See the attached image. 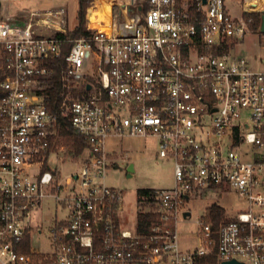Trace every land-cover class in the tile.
<instances>
[{"label":"built area","instance_id":"1","mask_svg":"<svg viewBox=\"0 0 264 264\" xmlns=\"http://www.w3.org/2000/svg\"><path fill=\"white\" fill-rule=\"evenodd\" d=\"M118 1L102 20L93 7L96 28L88 16L78 39L67 36L65 8L0 18V264H264V58L255 70L229 51L254 30L264 50V0H238L242 18L225 0ZM56 75L60 117L45 105ZM61 120L89 144L72 152L78 169L67 178L49 164L66 163ZM111 137L155 138L174 166V186L141 199L139 214L153 217L147 233L139 214L125 227L123 192L106 184ZM228 190L244 211L216 227L209 206L198 245L182 249L187 204ZM46 200L62 217L41 252L32 218Z\"/></svg>","mask_w":264,"mask_h":264},{"label":"rangeland","instance_id":"2","mask_svg":"<svg viewBox=\"0 0 264 264\" xmlns=\"http://www.w3.org/2000/svg\"><path fill=\"white\" fill-rule=\"evenodd\" d=\"M97 0H87L85 2L86 12L85 21L82 26L85 30V25L88 21V16L93 12L95 7L94 2ZM111 1H106L101 12L105 15H110ZM238 0H225V5L229 15L232 18H242L244 10L241 5L237 4ZM100 6V5H97ZM91 7V8H90ZM60 8H65L68 11L69 32L79 26L78 14L81 8L79 0H39V1H4L1 8V16L6 17L9 12L12 14H29L31 12H48ZM91 10H90V9ZM97 13V12H96ZM100 12L97 13L99 20ZM19 25H22L19 23ZM230 53L238 58L246 59L251 68L260 69V60L264 58V50L261 49V36L255 30L247 33L244 39H235L232 43ZM2 66L0 54V67ZM59 150L61 147L64 151H59L58 154L64 162H58L55 156H52L49 164L52 170H58L64 178L73 174L78 169L77 162L74 164L71 161H77V157L72 155V149L60 136ZM158 141L155 138L143 137H111L106 141V151L111 159L112 167L107 172L106 184L109 187L119 189L123 192V213L127 216L125 227L133 229L136 227L137 216L140 211L139 196L141 190H151L153 192L163 189H170L174 186V166L167 160H162L158 157L159 150ZM62 152V153H61ZM134 165V173L128 178V167ZM118 166L120 169H115ZM219 205L224 208V215H235L239 211H244L246 203L237 194L228 190L225 192L213 191L206 195H201L197 198H192L187 204V208L192 211V219L187 222H182L178 226L179 242L182 249L194 248L198 245V240L195 234L198 229L199 219L207 216L208 207L211 205ZM62 217L61 211L55 210L53 200L43 202L42 208L33 213V224L38 230H42V235H39L35 229L32 237V246L34 249L41 252H46L50 249L49 231L53 226L56 217Z\"/></svg>","mask_w":264,"mask_h":264},{"label":"trees","instance_id":"3","mask_svg":"<svg viewBox=\"0 0 264 264\" xmlns=\"http://www.w3.org/2000/svg\"><path fill=\"white\" fill-rule=\"evenodd\" d=\"M87 0H79L81 8L78 14V19H79V26L76 27L73 31L69 32L67 36L72 39H78L82 37L83 35V24L85 21V12H84V3ZM109 0H97L94 2L93 6L100 5L102 8L103 4ZM115 2V1H113ZM112 3V1H111ZM91 8V7H90ZM89 8V9H90ZM105 15L103 12L99 15L101 19L104 18ZM91 20L93 23H96L95 16L91 15L90 16ZM69 48V47H68ZM229 49V47L227 48ZM226 49V50H227ZM67 52V49L65 50ZM55 66V65H54ZM59 69V68H58ZM60 71V70H58ZM47 89L45 90L44 94L46 95V100H45V105L46 107L56 116L60 117V107H61V90H62V85L60 81V76L56 75L54 76L51 81L47 82ZM61 126H60V135L63 138V140L67 143V145L72 149V151L75 153V155L79 156L82 154L84 149L88 147V141L84 138L79 136L78 134L75 133L73 130L71 124L69 123L68 120H61L60 121ZM152 194L151 190H141L139 191V196L142 199L143 197L147 196L149 197ZM224 209L219 206V205H212L209 208V216L210 219L214 222L216 227L220 223L221 220L224 218ZM207 219H208V212H207ZM153 220V217L151 214H139L138 216V229L140 232L147 233L150 230V227L152 224H150ZM210 264H215L216 263V258L214 257L211 261H209ZM208 264V261L207 263Z\"/></svg>","mask_w":264,"mask_h":264},{"label":"water","instance_id":"4","mask_svg":"<svg viewBox=\"0 0 264 264\" xmlns=\"http://www.w3.org/2000/svg\"><path fill=\"white\" fill-rule=\"evenodd\" d=\"M259 2H262V0H259ZM204 3H207V0H204ZM1 7H2V3L0 2V10H1ZM262 31L264 32V23H263V26H262ZM89 88H90V86H89ZM116 169H120V168L118 166H116ZM127 171L129 173L128 174V178H131L132 177V173H134V171H135L134 165H130L128 167ZM190 215H191V213H189V212L185 213V217L190 216ZM223 264H241V263H238L236 261H231V262H225Z\"/></svg>","mask_w":264,"mask_h":264},{"label":"crops","instance_id":"5","mask_svg":"<svg viewBox=\"0 0 264 264\" xmlns=\"http://www.w3.org/2000/svg\"><path fill=\"white\" fill-rule=\"evenodd\" d=\"M100 10H101V7H100ZM10 16H15L16 18H18V19L21 20V18L26 17L27 14H22V13H20V14H15V15H14V14H12V13L9 12V15H7L6 17H10ZM6 17H2V16H0V18H6Z\"/></svg>","mask_w":264,"mask_h":264},{"label":"bare ground","instance_id":"6","mask_svg":"<svg viewBox=\"0 0 264 264\" xmlns=\"http://www.w3.org/2000/svg\"><path fill=\"white\" fill-rule=\"evenodd\" d=\"M115 2H119V1H118V0H115ZM248 9H249V8H248ZM110 11H111V9H110ZM96 22H98V21H96ZM96 25H97V23H93L92 26H93L94 28H96Z\"/></svg>","mask_w":264,"mask_h":264}]
</instances>
